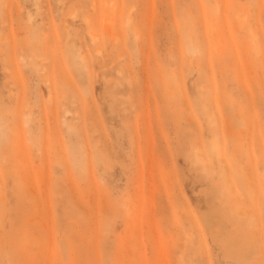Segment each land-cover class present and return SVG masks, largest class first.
<instances>
[{
    "label": "rangeland",
    "instance_id": "1",
    "mask_svg": "<svg viewBox=\"0 0 264 264\" xmlns=\"http://www.w3.org/2000/svg\"><path fill=\"white\" fill-rule=\"evenodd\" d=\"M0 36V264H264V0H0Z\"/></svg>",
    "mask_w": 264,
    "mask_h": 264
},
{
    "label": "bare ground",
    "instance_id": "2",
    "mask_svg": "<svg viewBox=\"0 0 264 264\" xmlns=\"http://www.w3.org/2000/svg\"><path fill=\"white\" fill-rule=\"evenodd\" d=\"M4 13H5V12H4ZM3 18H4V17H3ZM9 19L11 20V18H9ZM9 19H8V20H9ZM5 21H6V20H5ZM42 21H43V20H42ZM44 22H45V21H44ZM44 22H43V23H44ZM6 24H7V26L9 25L8 22H7ZM41 24H42V22H41ZM41 24H37V25H39V26L42 28L43 26H42ZM4 25H5V23H4ZM9 26H10V25H9ZM12 26H13V24H12ZM40 27H38V29H39ZM5 28H7V27H5ZM9 28H10V29H9ZM12 28H13V27H12ZM7 29L11 30V26L8 27ZM12 30H13V29H12ZM12 30L10 31V32H11L10 35H11L13 38H12L10 35H9V37H11L12 40H15V39H14V38H15L14 35L17 36L18 34H17V32H15L17 35L14 34V32H13ZM41 30H42V29H41ZM1 31H3V30H1ZM8 33H9V32H7L6 34H8ZM12 34H13V35H12ZM33 34H34V33H33ZM44 34H47V33H44ZM2 36H3V35H2ZM5 36H6V35H5ZM34 36H35V35H34ZM6 37H8V35H7ZM6 37H4V38H6ZM9 37H8V38H9ZM45 37H46V35H45ZM96 37H97V36H96ZM0 38L2 39L1 36H0ZM1 39H0V40H1ZM6 39H7V38H6ZM6 39H5V40H6ZM9 39H10V38H9ZM50 39H51V38H50ZM94 39H95V37H94ZM5 40H4V41H5ZM7 40H8V39H7ZM7 40H6V41H7ZM47 40H48V39H47ZM4 41H3V42H4ZM51 41H52V39L50 40V42H51ZM0 42H2V40H1ZM45 42H48V41L45 40L44 43H45ZM13 43H16V40L13 41ZM38 43H40V42L38 41ZM44 43H43V44H44ZM48 43H49V42H48ZM51 43H52V42H51ZM16 44H17V43H16ZM19 44H20V43H19ZM56 44H58L57 41H56ZM12 45H13V44H12ZM12 45H11V46H12ZM23 45H24V44H23ZM37 45H39V44H37ZM41 45H42V42H41ZM45 45H46V44H45ZM53 45H54V43H53L52 45H50V47L53 46ZM11 46H10V47H11ZM13 46L16 47L15 44H14ZM13 46H12V48H10V49H12V50L14 51ZM39 46H40V45H39ZM57 46H58V45H57ZM18 47H19V46H18ZM20 47H22L21 50H22V52H23V51H24V50H23V46L21 45ZM35 47H37V46H35ZM10 49H9V50H10ZM24 49H25V48H24ZM37 49H39V48H37ZM47 49H48V48H47ZM53 49H54V47H53ZM12 50H10V51H12ZM2 51L4 52V50H2ZM48 51H49V50H48ZM50 51H51V50H50ZM59 51H60V50H59ZM64 51H65V50H64ZM0 53L3 54L2 52H0ZM24 53H25V51L23 52V54H24ZM97 53H98V51H97ZM11 54L13 55V52H11ZM100 54H102V53L100 52ZM14 55H15V54H14ZM32 55H33V54H32ZM0 56H1V55H0ZM8 56H10V54H9ZM27 56H29V55H27ZM27 56H26V58H29L28 60L30 61L31 58H30V57H27ZM33 56H34V55H33ZM12 57H13V56H12ZM19 57H20V58L23 57L24 60H26V58H25L24 56L21 57L20 55L17 56L16 58L18 59ZM34 57L36 58V56H34ZM2 59H3V58H2ZM83 59H84V61H85V58H83ZM3 61H6V60L3 59ZM3 61L1 60L2 63H3ZM18 61H19V60H18ZM20 61H21V59H20ZM10 62H11V60H10ZM10 62H9V64H10ZM12 62H13V63H12ZM12 62H11V64H14V62H16V60H15V61H12ZM23 62H24V63H23ZM4 63L6 64V62H4ZM17 63H18V62H17ZM22 63L25 64L26 62L22 60ZM27 63H28V62H27ZM7 64H8V61H7ZM30 64H31V63H29V65H30ZM32 64H34V63H32ZM32 64H31V65H32ZM14 65H17V66H18L19 64H16V63H15ZM29 65L26 64V67L29 66ZM17 66H16V68H17ZM21 66H22V68L26 69L25 66H24V67H23V65H21ZM19 67H20V66H19ZM29 67H30V66H29ZM31 67H34V65H32ZM10 68H11V65H10ZM10 68H9V70H10ZM22 68H21V69H22ZM37 68H38V66H37ZM37 68H36V69H37ZM4 69H6V68H4ZM18 69H19V68H18ZM27 69H28V67H27ZM27 69H26V70H27ZM34 69H35V67H34ZM6 70H8V68H7ZM4 71H5V70H4ZM21 71H24V70H21ZM29 71H30V70H29ZM33 71H34V70L30 71V73L33 72ZM37 71H38V69L35 70V72H37ZM39 71H40V70H39ZM39 71H38V72H39ZM10 72H11V71H10ZM10 72L8 71V73H10ZM16 72H18V73H17V74L14 73L13 75H10V74H9V75L11 76V78H16V77H17V78H20L19 76L14 77L15 74H16V75H20V74H19V73H20L19 71L16 70ZM38 72H37V73H38ZM40 72H41V71H40ZM28 73H29V72H28ZM33 73H34V72H33ZM6 74H7V73H6ZM11 74H12V72H11ZM22 74H23V73H22ZM34 74H35V73H34ZM34 74H33V75H34ZM38 74H40V73H38ZM38 74H36V75H38ZM24 75H25V72H24V74H23L22 76H24ZM60 75H61V77H62L63 74H60ZM10 76H9V79H10V80H8V81H11V80H12V79L10 78ZM39 76H40V75H39ZM5 78H7V77H5ZM23 78H24V77H23ZM62 78H63V77H62ZM49 79H50V78H49ZM49 79H47V81H49ZM15 80H16V79H13L14 82H15ZM18 80H19V79H18ZM21 80H22V78H21L19 81H21ZM43 80H45V79H43ZM16 81H17V80H16ZM24 81H25V78H24ZM47 81H44V83L47 82ZM50 81H51V80H50ZM64 81H65V77H64ZM67 81H68V80H66V82H67ZM14 82H12V83H14ZM17 82H18V81H17ZM17 82H16V83H17ZM22 82H23V81L19 82V84L17 83V85H21ZM5 83L8 84L7 81H6ZM12 83H11V84H12ZM9 84H10V83H9ZM11 84H10L11 88H12V86H13V88H15V89L18 87V86L16 87V84H15V85H11ZM46 84H49V83H46ZM67 84H69V83L67 82ZM22 85H23V86H21V88H20L19 90H21L22 88L24 89V86H25V88L27 87V86H26V81H25V83H22ZM38 85H39V84H38ZM49 85H50V84H49ZM69 85L72 86L71 84H69ZM14 86H15V87H14ZM36 86H37V85H36ZM37 87H39V86H37ZM52 87H53V86H52ZM17 89H18V88H17ZM37 89H38V88H37ZM39 89H40V88H39ZM49 89H50V88H49ZM52 89H53V88H52ZM11 90H12V89H10V91H11ZM50 90H51V89H50ZM15 91H16V90H15ZM11 92L14 93L13 91H11ZM26 92H27V88H26ZM73 92H74V91H73ZM15 93H16V92H15ZM18 93H19V92H18ZM24 93H25V90H24ZM24 93H23V95H21L22 97L20 96L22 99H23V97L25 96ZM16 94H17V93H16ZM26 94H27V93H26ZM54 95H55V94H54ZM9 96H11V95H9ZM36 96H37V95H36ZM51 96H52V95H49V97H51ZM110 96L113 97V95H110ZM11 97H12V96H11ZM14 97H15V95L13 96V98H14ZM53 97H54V96H53ZM15 98H18V96H16ZM25 98H26V97H24L23 100H25ZM27 98H28V97H27ZM51 98H52V97H51ZM113 98H114V97H113ZM113 98H110V99L113 100ZM22 99H21V100H22ZM15 100H16V99H15ZM18 100H19V99H17V101H18ZM26 100H27V99H26ZM29 100H30V99H29ZM109 101H110V100H109ZM111 102H112V101H111ZM17 103H18V102H16V104H17ZM22 103L25 104L26 101H21V108H22V106H23V108H24V105H22ZM30 103H31V102H30ZM30 103H29V101H28V104H30ZM26 104H27V103H26ZM113 104H114V103H113ZM114 105H115V104H114ZM30 106L33 107V105H30ZM30 106L27 105L26 107L29 108ZM26 107H25V109H27ZM110 107H111V106H110ZM30 108H31V107H30ZM111 108H112V107H111ZM14 110H15V109H14ZM17 110H18V108H17ZM19 110H20V106H19ZM19 110H18V112H19ZM28 110H29V109H28ZM28 110H27V113H29L30 110H32L31 113L33 112V109H30L29 111H28ZM112 110H115V109L112 108ZM24 111H25V110H24ZM57 111H58V110H57ZM12 112H13V111H12ZM15 112H16V111H15ZM20 112H21V111H20ZM66 112H69V111H66ZM7 113H8V110H7ZM13 113H14V112H13ZM21 113H22L24 116H27V115H25L26 112H25V113L21 112ZM21 113H20V114H21ZM27 113H26V114H27ZM33 113H34V112H33ZM52 113H53V112H52ZM52 113H51V115H52ZM57 113H58V112H57ZM69 113H70V112H69ZM0 114H1V113H0ZM15 114H17V112H16ZM20 114L18 113L17 116L20 115ZM22 114H21V115H22ZM45 114H46V112H45ZM65 114H66V113H65ZM12 115H13V114H12ZM29 115H30V114H29ZM29 115L27 116V120H28V118H29ZM32 115H33V114H31L30 116L33 117ZM56 115H57V114H56ZM67 115H68V114H66V116H67ZM69 115H71V113H70ZM86 115H87V114H85V116H86ZM1 116H3V115H1ZM1 116H0V117H1ZM13 116H14V115H13ZM35 116H36V115H34V117H35ZM48 116H49V115H48ZM11 117H12V116H11ZM14 117L16 118V116H14ZM31 117H30V118H31ZM42 117H43V116H42ZM42 117H41V118H42ZM49 117H50V116H49ZM55 117H56V116H55ZM55 117H54V118H55ZM89 117H90V116H89ZM17 118H18V117H17ZM17 118H16V119H17ZM19 118L22 120V118H21L20 116H19ZM19 118H18V119H19ZM25 118H26V117H25ZM25 118H24V119H25ZM30 118H29V120H30ZM43 118H44V117H43ZM43 118H42V119H43ZM45 118H46V115H45ZM52 118H53V117H52ZM2 119H3V118H2ZM2 119H1V120H2ZM16 119H12V122H10L9 120H11V119H9L8 122H10V124H9V123H8V124H9L10 126H11V125L14 126V125L11 124V123H14L13 121H15ZM18 119H17V121H18ZM20 119H19V120H20ZM46 119H47L46 122H48L49 118H46ZM50 119H51V118H50ZM88 119H89V118H88ZM21 120H20V121H21ZM29 120L25 123V125H27L28 122H31V121H29ZM36 120H37V123H38V122H39L38 120H40V119H36ZM52 120H53V119H52ZM55 120H57V119H55ZM55 120H54V121H55ZM17 121H16L15 123H17V125L19 124V126H21L20 121H19V122H17ZM25 121H26V119L24 120V122H25ZM42 121H43V120H42ZM90 121H91V120H90ZM92 121H94V120L92 119ZM92 121H91V122H92ZM40 122H41V121H40ZM40 122H39V126L41 125ZM49 122H50V121H49ZM91 122H90V123H91ZM94 122H96V121H94ZM126 122H127V121H126ZM126 122H124L125 126H126ZM3 123H6V125H8V124H7V121H6V122L4 121ZM15 123H14V124H15ZM35 123H36V122H35ZM42 123H43V122H42ZM44 123H45V122H44ZM0 124H2V123L0 122ZM28 124H29V123H28ZM86 124H87V123H86ZM88 124H89V123H88ZM93 124H94V123L92 122L91 125H93ZM127 124H128V122H127ZM100 125H101V124H100ZM1 126H2V128H3L4 124H3V125H0V127H1ZM10 126H9V129H10ZM12 126H11V127H12ZM30 126H31V125H30ZM42 126H43V125H41L40 128L43 129L44 127H42ZM45 126H46V125H45ZM48 126H49V125H48ZM97 126H98V125H97ZM5 127H6V126H4V128H5ZM15 127L18 128V126H15ZM15 127H14V128H15ZM22 127H24V126H21V127H20V130L23 129ZM28 127H29V126H27V128H28ZM92 127H93V126H92ZM92 127H91V128H92ZM2 128H0V135L2 136L1 140H2L3 137H4V132L2 131ZM4 128H3V129H4ZM7 128H8V126H7ZM14 128H13V130H15V134H17V133H16V129H17V128H15V129H14ZM45 128H46V127H45ZM89 128H90V127H89ZM102 128H103V127H102ZM102 128H101V129H102ZM42 129H41V131H42ZM69 129H71L70 126H69ZM95 129L97 130L98 128H94L93 131H95ZM13 130L11 131V129H10L9 131H10L12 134H14V131H13ZM31 130H32V129H31ZM36 130H37V129H36ZM18 131H19V128H18ZM47 131H48V130H47ZM47 131H46V133H48ZM71 131H72V130H71ZM85 131H86V129H85ZM93 131H92V132H89V133H90L89 135H91V133H93ZM22 132H23V134L26 133V131L24 132V131L21 130V133H22ZM42 132H43V131H42ZM75 132H76V131H75ZM102 132H103V131H102ZM102 132H101V131L98 132V130H97V132H95V133H102ZM11 133H9V134H11ZM18 133L20 134V132H18ZM46 133H45V134H46ZM86 133H87V132H86ZM15 134H14V135H15ZM28 134H29V133H27V136H29ZM41 134L43 135V133H41ZM78 134H79V133H78ZM80 134H81V133H80ZM82 134H83V132H82ZM14 135H13V136H14ZM17 135H18V134H17ZM20 135H21L20 138H22L23 135H22V134H20ZM20 135H18V136H20ZM92 135L94 136V133H93ZM104 135H106L105 132H104ZM9 136H10V135H9ZM13 136L10 137L11 139L9 138V141H10V142H11ZM15 136H16V135H15ZM15 136H14V137H15ZM27 136H26V137H27ZM43 136H44V135H43ZM48 136H49V134H48ZM48 136H46V137H48ZM87 136H88V135H87ZM99 136H100V135H99ZM16 137H17V136H16ZM16 137H15V138H16ZM26 137H25V140H26ZM79 137H80V136H79ZM91 137H92V136H91ZM94 137H96V136H94ZM5 138H6V137H5ZM18 138H19V137H18ZM18 138H17V139H18ZM20 138H19V139H20ZM41 138H42V137H41ZM44 138H45V137H44ZM49 138H50V137H49ZM80 138H81V137H80ZM84 138H85V137H84ZM87 138H88V137H87ZM92 138H93V137H92ZM105 138H106V137H105ZM19 139L16 141V144H14L15 146L17 145V142L19 141ZM30 139H31V138H30ZM96 139H97V138H96ZM106 139H107V138H106ZM48 140H49V139H48ZM50 140H51V138H50ZM82 140H83V138H82ZM92 140H93V139H92ZM132 140H133V139H132ZM5 141L8 142V143H7V142H6V143H7L8 147H9V146H10V145H9L10 142H9L7 139H6ZM27 141H29V140H26V142H27ZM97 141H98V139H97ZM97 141H94V142H96V145H95V146H91V148H88V151H89L88 154H89V156H90V157H89V160L92 161V162L95 161L97 164H98V162L100 161L99 164L102 163V165H104V163H105V165H108V157H109V155H111V152H110V150H109V148H108L107 146H105L104 148L100 147L101 144L99 143V144H100V145H99V144L97 143ZM12 142H13V140H12ZM42 142H43V141H42ZM42 142H41L40 144H42ZM98 142H99V141H98ZM13 143H14V142H13ZM13 143H10V144L12 145ZM27 143H28V142H27ZM29 143H31V141H29ZM48 143H49V142H48ZM52 143H53V142H52ZM84 143H85V142H84ZM22 144H23V149H22V147H20V150H19V151H21V150L24 151V149H25L26 147L31 146V144H30V145H28V146L26 145V147H24V142H23ZM49 144H50V143H49ZM94 144H95V143H94ZM94 144H91V145H94ZM97 144H98V145H97ZM103 144H104V143H102V145H103ZM1 145H2V144H1ZM12 146H13V145H12ZM12 146H10L9 148H11ZM15 146H14V148H15ZM41 146H42V145H41ZM49 146H51V145H49ZM3 147H6V146H3ZM18 147H19V146H18ZM33 147L35 148L36 146H33V144H32V147H31V148H33ZM42 147H43V146H42ZM44 147H45V146H44ZM6 148H7V147H6ZM14 148H13V149H14ZM34 148H33V149H34ZM2 149L4 150L5 148H2ZM15 149H16V148H15ZM15 149H14V150H15ZM18 149H19V148H18ZM29 149H30V148H29ZM29 149H27V150H25V151H28ZM47 149H48V147L46 148V153L44 152L45 154H47ZM50 149H51V148H50ZM86 149H87V148H86ZM30 150H31V149H30ZM44 150H45V149H44ZM1 151H2V150H1ZM5 151H6V150H5ZM8 151H9V149H8ZM38 151L40 152V150H38ZM48 151H49V149H48ZM3 152H4V151H3ZM9 152H10V154H7L8 157H9V155H12V157H14V155L11 154V150H10ZM30 152H31V151H30ZM19 153H20V152H19ZM40 153H42V152H40ZM40 153H39V154H40ZM21 154H23V153H21ZM21 154H20V155H21ZM33 154H35V153H33ZM45 154H44V155H45ZM24 155H25V154H24ZM3 156H4V155H3ZM32 156H34V155H32ZM40 156H41V155H40ZM4 157H5V156H4ZM4 157H3V158H4ZM21 157H23V156L21 155ZM21 157H19V158H21ZM24 157H25V156H24ZM24 157H23V158H24ZM5 158H6V157H5ZM5 158H4V159H5ZM26 158H27V159L29 158V159H28L29 162L26 160ZM26 158H25V161H26V162H28V163L31 162V163H32V161H30V156H29V157L27 156ZM41 158H42V156H41ZM41 158H40V159H41ZM43 158H44V157H43ZM6 159H7V158H6ZM41 160H42V159H41ZM200 160H201V157L198 158L197 162L200 161ZM5 161H6V160H5ZM5 161H4V163H7V162H5ZM13 161H14V160H13ZM34 161H35V160H33V162H34ZM11 162H12V161H10V163H11ZM8 163H9V162H8ZM13 163H15V161L12 162V164H13ZM28 163H26L28 166L31 165V164H28ZM40 163L42 164V161H41ZM15 164H17V163H15ZM15 164H14V165H15ZM23 164H25L24 161H23ZM26 164H25V165H26ZM33 164H34V166H35V163H33ZM32 166H33V165H32ZM34 166H33V167H34ZM106 167H107V166H106ZM106 169H107V168H106ZM32 170H33V168L31 167V171H32ZM22 172H24V171L22 170ZM32 173H33V172H32ZM14 174H15V173H14ZM20 175H21V173H20ZM24 175H25V174H24ZM25 176H26V175H25ZM25 176H24V177H25ZM24 181H25V179H24ZM20 183H21V182H20ZM49 183H50V182H49ZM4 184H5V183H4ZM18 185H19V184H18ZM0 187H1V186H0ZM250 195H251V194H250ZM260 196H261V195H260ZM260 196H259V197H260ZM252 197H253V196H252ZM260 198H261V197H260ZM237 201H238V200H237ZM249 201H250V200H249ZM259 217H260V216H259ZM32 221H33V219H32ZM32 223H34L33 225H35V222H32ZM32 223H31V225H32ZM2 224H3V222H2ZM234 226H235V225H234ZM234 226H233V228H234ZM237 226H238V225H237ZM0 228H2V227H1V224H0ZM256 235H257V234H256ZM47 237H48V236H47ZM51 237L53 238V236H51ZM52 238H51V239H52ZM51 239H50V241H51ZM47 240H48V239H47ZM51 242H53V239H52ZM13 244H14V243H13ZM53 244H54V243H53ZM256 244H257L256 246L261 245L260 243H259V244L256 243ZM13 247H14V246H13ZM258 247H261V246H258ZM262 248H263V246H262ZM128 250H130V249H128ZM258 250H259V249H258ZM52 251H53V250H52ZM259 251H260V250H259ZM259 251H258V252H259ZM261 251H262V250H261ZM261 251L258 253L259 255H260V253L262 254ZM14 253H15V252H14ZM129 253H130V252H129ZM52 255H53V254H52ZM131 255H132V254H131Z\"/></svg>",
    "mask_w": 264,
    "mask_h": 264
}]
</instances>
